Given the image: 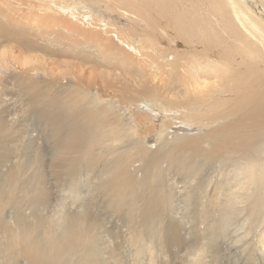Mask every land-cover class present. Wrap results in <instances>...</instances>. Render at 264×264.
I'll return each instance as SVG.
<instances>
[{"label": "bare ground", "instance_id": "obj_1", "mask_svg": "<svg viewBox=\"0 0 264 264\" xmlns=\"http://www.w3.org/2000/svg\"><path fill=\"white\" fill-rule=\"evenodd\" d=\"M65 88L70 99L60 96ZM11 134L24 163L9 162ZM40 141L55 148L49 167ZM0 143V264H127L128 250L129 264H169L142 256L154 239L179 243L162 222L169 205L160 193L142 197L128 243L120 237L106 249L104 222L78 202L84 181L111 184L108 205H121L129 179H113L121 161L122 176L140 162L135 171L150 165L163 179L179 146L199 154L181 162L184 179L196 182L183 204L209 242L193 244L189 264H216L208 247L234 224L237 250L254 237L263 261H249L264 263V0H0ZM97 145L105 169L95 165L79 179L81 158L92 162ZM159 150L161 160H140ZM53 176L64 184L56 200Z\"/></svg>", "mask_w": 264, "mask_h": 264}, {"label": "rangeland", "instance_id": "obj_2", "mask_svg": "<svg viewBox=\"0 0 264 264\" xmlns=\"http://www.w3.org/2000/svg\"><path fill=\"white\" fill-rule=\"evenodd\" d=\"M51 87H53V86L51 85ZM53 88L57 89L58 87H53ZM60 96L64 97V98H69V97H67V89L66 88L63 90V92L60 93ZM122 109H123L124 114L128 118L129 114H130L129 106L122 104ZM87 115H89V114L87 113ZM88 120H90L89 125L91 126L93 123L92 116H90V118ZM22 124L26 125L28 129L33 131L32 129L34 128V125H35L34 123H31L28 121L27 123L23 122ZM33 133H34V136H37L39 134L37 132H33ZM15 136L16 135L11 134L8 141H7L8 143L10 142V144H9L10 149L7 150L10 153L9 162H11V161L16 162L17 160H19L21 163H24L26 161L27 157L23 156L24 151L22 150V146H20V145H22V141H21V139H18L17 136L16 137ZM13 143H16V144H13ZM172 143L173 142H171L170 146L172 145ZM17 144H19V145H17ZM0 145L3 147V145L1 143H0ZM39 148H40V150L42 149L41 150L42 163L44 162V166L49 167V162L51 160L50 156H52V154L54 153V150H55L54 146L49 142L47 143L44 141H40L39 142ZM139 149L137 151H134V152H138ZM184 150H185V148H183L182 146H179V147L173 148L170 151V161H167L163 165V167H164V169L162 170L163 171V179H158L151 174L152 168L150 165L148 166L145 174L141 171L140 168L135 171L134 167L140 166L141 165L140 162H138L137 165L132 164L131 168L129 170H127L125 172V174L122 176V163H123V160H122L121 165H120L119 175H118V177L114 176L113 179L120 181L128 174H129V177H127V178H129V179H128V186H126V191H125L126 196H125L122 204L118 205V206H116V205L109 206L108 205L109 199H108L107 195L104 194L105 192L108 191L111 184L106 183V186L98 187V185L87 184L84 181H81L85 185V187L82 191L81 200L78 203H79L80 207L86 206L85 209L87 211V214H89V216H88L89 219L95 218L98 220V218H99L100 219V220H98L99 222H101V223H102V221L104 222L103 228L101 230H99V233L103 234V239L99 242V244L103 245V249H106V247H108V245L113 243L115 240H118L119 242H121L122 238L124 239V240L122 239V241H124V243L126 244L127 241L125 240V238L127 239V237H131L130 233H136V230H137V227H138V224L140 221L139 215L142 214V209L144 207L142 197L147 195V192L150 191L153 195H157V193H160L161 198L167 203V205H169V207L164 211V214H163L164 218H163L162 222L164 224H167L168 227H172L174 229L175 235L179 239V243H177L175 246L171 247L167 243L161 244L159 239H154L152 242L155 246V249H152V250L147 249L144 252V254H142V256L143 257H146V256L153 257L155 260H157L159 258L161 260V262L166 261L169 264H189V262H190L189 259H191L190 255L193 257V253H195V250H193V244L199 246L202 243H206L208 239L206 237L207 235L203 234L201 232V230L198 229L199 228V221L193 222L191 226L188 223V207L183 204L184 198L187 195V191H186L185 187H189L191 185H194L196 182H195V180L189 181V180L184 179V176L182 174L181 162L185 159V156H188L189 158H193L194 156L196 157L199 154H198V152H194V151L184 152ZM35 151H37V149L33 146L31 151L28 153L30 155H33L32 153ZM160 151H162V150L150 151L147 153L146 156L142 154L143 158L140 160L144 159V160H146V162H152L153 159L161 160L163 153ZM104 152H105V148L97 145L94 147V151H93V155H92V157H93L92 162L89 163L87 161H83L85 156H83L81 158V160H80V164H81L80 175L78 176L79 179H81L80 178L81 176H82V178H85L83 175L86 174L87 171L90 170L95 165H98V166L105 169L106 159L108 156L106 154H103ZM134 152H127V153H125V155L127 156L128 153L130 154V153H134ZM14 156H16L15 160H13ZM113 163H114V160H112V162L109 164L110 169L112 168ZM152 163H155V162H152ZM146 165L147 164H144L145 167H146ZM88 173L91 176L96 177L95 175L91 174L90 172H88ZM51 175L59 176L57 173L50 174L49 176H51ZM200 177H201L203 182L209 178L208 170L204 166L202 167V170L200 171ZM63 178H65V177L64 176L61 177V179H63ZM56 179L57 178L55 176L50 178V181L52 183V191H53V194L51 195V197L53 200L59 199L60 197H63V195H64V192L61 191L64 188V184L58 183L56 181ZM22 181L26 182L27 178L22 180ZM95 187H97V189H95ZM172 197L175 198L176 202L174 205L171 206L169 204V202L172 199ZM87 209H90V210H87ZM176 219L179 220V224L177 223ZM214 219H217V212H214L212 215V220H214ZM105 223H106V225H105ZM107 225L109 226V228ZM235 227L237 229H235ZM239 227H241L240 224L239 225H236V224L232 225V227H230L231 233H229L225 237H221L214 245H212L210 243V245H212V246L209 245L207 253H206L208 260L212 261V259H213L216 264H251V262L249 261V257H255V258L260 257L259 252H258V245H257V242L254 240V237H250V244H247L244 247V248H246V250H243V248L242 249L240 248L241 249V250L239 249L240 251L237 250L241 245L234 244V242L236 241V237L238 236V234L235 233V231L240 229ZM109 230L111 233L109 232ZM119 230L124 231V232H121ZM117 231H118V233H116ZM194 232L197 234V236L203 234V237H197V239H196V237L191 238V235ZM239 232H240V230H239ZM122 233L123 234L125 233V234L123 235ZM97 234H98V232H97ZM120 234H121V236H120ZM122 235H123V237H122ZM235 235H236V237H235ZM233 236L235 237L234 239H233ZM99 237H100V235L98 234L97 239ZM120 237H121V239H120ZM230 238L232 240L228 241V240H230ZM171 239H172V237H171ZM193 239H195V240H193ZM192 241H194V242H192ZM225 241H227V242H225ZM223 242H225V243H223ZM226 243H227V245H226ZM125 244H123V245H125ZM207 244H209V242H207ZM218 245H220V246H218ZM234 245H236L237 248ZM210 247H212V248H210ZM229 247H231V248H229ZM228 248H229V251H228ZM225 249H227V250H225ZM225 251H227V252H225ZM213 252H214V254H213ZM207 254H209V255H207ZM238 255H240V256H238ZM110 256H111V254H105L104 255L105 258H108ZM126 257H127V264H129L133 260L134 255L131 254L130 250H128ZM238 258H240V259H238ZM236 259L238 261H236ZM260 260L263 261V259H261V257H260ZM262 261H260V262L262 263ZM260 262H259V264H261ZM121 264H124L122 260H121ZM262 264H264V263H262Z\"/></svg>", "mask_w": 264, "mask_h": 264}]
</instances>
